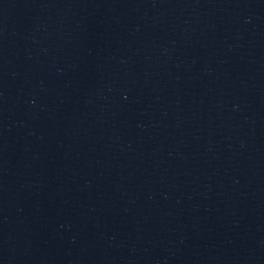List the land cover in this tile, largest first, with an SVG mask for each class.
<instances>
[{"label":"water","instance_id":"water-1","mask_svg":"<svg viewBox=\"0 0 264 264\" xmlns=\"http://www.w3.org/2000/svg\"><path fill=\"white\" fill-rule=\"evenodd\" d=\"M0 264H264V0H0Z\"/></svg>","mask_w":264,"mask_h":264}]
</instances>
